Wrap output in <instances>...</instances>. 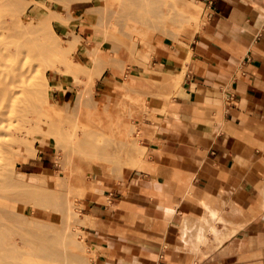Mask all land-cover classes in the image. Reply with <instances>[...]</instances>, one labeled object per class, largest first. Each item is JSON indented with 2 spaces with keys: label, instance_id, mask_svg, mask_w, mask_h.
Masks as SVG:
<instances>
[{
  "label": "crops",
  "instance_id": "0c3cea01",
  "mask_svg": "<svg viewBox=\"0 0 264 264\" xmlns=\"http://www.w3.org/2000/svg\"><path fill=\"white\" fill-rule=\"evenodd\" d=\"M201 2L202 30L163 55L183 81L145 158L83 202L96 264H264V0Z\"/></svg>",
  "mask_w": 264,
  "mask_h": 264
},
{
  "label": "rangeland",
  "instance_id": "374dc122",
  "mask_svg": "<svg viewBox=\"0 0 264 264\" xmlns=\"http://www.w3.org/2000/svg\"><path fill=\"white\" fill-rule=\"evenodd\" d=\"M23 1L22 9H26L29 16L33 15L36 6L37 8L39 7L43 9H46V7L48 9L49 7L51 11L54 12V17L51 19V22H48L46 13L44 12H41L39 21L33 19V17L31 19L32 22L37 23L41 28V33L44 35L47 46L49 47V62L44 61V63H46L45 66H50L51 64L58 69H50L49 66L44 67V65L39 63L40 68H47V78L51 84L54 83L55 79H59L60 81H63L66 86L59 87L56 85V88H53L50 86V83H47L43 79V77L37 78V83H39L40 87L43 88L46 93V98L43 102V118L45 122H49L53 125L55 131H52V135L44 134V131L42 134L37 132L34 133L32 135L33 151H31L34 157L32 154L30 155L29 151H22L15 156V158H12L13 163L12 160L10 162L14 165V168L12 165L10 166L13 168V171L17 176H20L21 178H34L36 181L41 179L48 184L47 186H41V188L43 189L45 187L43 190H46L47 188L57 189L54 192L56 196L53 195L54 197L50 198L49 201L47 200V202L42 205L37 203L34 204L26 199H20L18 202L17 200L16 202L11 201V203L17 205L18 208H15V210L21 213L24 218L27 217L28 220L32 219L43 222L44 224H47L48 222L52 223L53 227L50 225L52 230H56L61 228V220H63V218H61L63 217V214L61 215V213L65 211H61L59 208L60 211L56 210V206L58 205H55V203H60L62 198L67 196L72 198V201L76 206L73 204L75 207L72 206V215L69 214L71 209L68 210V214L69 216L71 215V218L77 225L71 227V230L76 232V238L78 240L76 249L84 256L86 264H96V253L94 256L92 253L93 247L84 236L85 232L83 233L84 226L86 225L83 202L88 199L91 194H94L97 191V188L99 189L103 187L113 190V186L115 183L117 184V182L122 180L124 173L127 170L138 167L145 158L146 148L144 140L146 138L144 133L146 127L153 122L159 121L160 117L166 113V110L172 101V97L180 89L183 81L182 73L174 72L162 63L163 55L164 53L172 54L174 50L189 47L196 34L202 30L203 25L207 21L206 8L201 0H147L151 8H159L166 13L168 12V17H170L167 26L168 33L159 34L162 43L158 47L157 45H153L156 51L154 54L150 55L148 53V45L143 43L141 38H137L136 36H134L135 39H138L136 48L134 47L133 40L130 36L120 35L121 33L112 36V30L109 31V36L105 38L102 33L104 31V25L101 24V20L99 19L104 11L97 9L94 2L85 3L77 0ZM36 1L39 3H36ZM70 5H72L71 8H69ZM130 22L132 23L133 21ZM96 23L101 25H97ZM94 24L101 33L98 38L99 42L102 43V40L106 39L104 46H106L108 55L114 54L117 49L122 52V55L116 64L119 66V68H117L119 72L120 70H124V76H118L113 73L112 70H108L103 74L105 75L104 79L106 80V84L104 85L98 83V80L103 75L100 76L95 70V66H93V58H95L96 55L93 51L89 52L86 50L82 45V41L85 40H90L89 43L92 46L96 45V42L92 40L94 39V32L97 29L94 28ZM133 30H130V33L134 35L139 34V32L137 33L136 30ZM68 40L74 43L73 48H69L67 44ZM68 63L70 64L68 65ZM131 74L136 75L138 78V80L136 79L137 82L140 81L142 84L140 82L139 84L136 83L137 85L135 87H128L123 84ZM67 87L71 89V96L66 101H62L57 97L56 92L59 89L64 91ZM80 88H85L88 97L97 100L96 102L100 103L96 110L89 106H83L82 112L77 110L74 102ZM106 93H109L112 96L109 97V99H106L105 97H108L106 96ZM55 110H60L58 113H66L65 118L55 117L51 114ZM57 111L55 112L57 113ZM66 111H68V113ZM116 111L118 113H116ZM94 112L102 117H100L101 121L103 119L102 122L105 121L109 124L107 125L104 122L102 125L99 117L92 119V117H94ZM77 118H79L81 123L84 124V128L82 126V129H80L82 124H79L80 120L78 122ZM97 119L100 121L98 122L101 125L94 124ZM123 120L134 125V132L135 135L138 136L139 141L136 142V144H138L137 146L135 143L133 144L135 147H133L132 154H130L131 158L128 159L124 156L125 154L122 153L124 151H122L121 147L113 146L109 149V152L111 151L112 155L120 152L119 154L121 156L126 157L125 161L128 163H124L120 167H118L119 164L116 161H100L99 163L98 159L86 158L78 152L75 153V147L73 148V153V150L71 151V154L68 152L70 156L65 152L71 148L66 149V146L64 147L63 145H60L57 148V145H59V142L57 143V141H63L64 144L70 145L71 141H73V145V143H77V141L81 138H85V136L94 130H99V126H101L99 132L101 130L103 132V130H105V125L107 129L109 127L110 133L108 130L106 131L109 134L106 131L107 134L105 132L101 134L100 132L102 136L98 134L95 139L100 141V138L103 140L105 137H109L105 138V140H115L116 137H110V135L113 134H111L113 131H111L112 129H110V127H115L116 123L118 124ZM82 121L85 122L83 123ZM89 122L94 125H91ZM85 123L89 125L86 124L87 126H85ZM75 124L76 126L78 124L77 128L74 127ZM88 126L89 129H87ZM62 127L68 132L65 134H69L66 136L70 138V143L67 142L68 138H65L64 131L61 130L63 132L61 134L65 140L67 139V143L65 140H59L62 139V137L60 136L61 138H59L55 134L57 133V128ZM68 127H70L71 130L73 127L74 129L70 131V128L68 129ZM103 127L104 129H102ZM74 130L79 134L75 133ZM88 130L91 131L89 132ZM83 131H88V133ZM53 132H55V135ZM95 132L97 131H94V133ZM71 134H73V140L71 139ZM74 134H77L79 140L78 138H75L76 135L74 136ZM103 134L106 135L104 138ZM54 136L57 137V139ZM45 139H47V142H45ZM66 154L68 157H66ZM134 154H138L137 158L134 157ZM87 159L89 161L92 160L90 161L92 168H90ZM69 175L71 176L69 177ZM39 188L40 187H38V189ZM38 189L36 188V191H38ZM52 205H54V208ZM216 221L222 223L224 220L221 217H218ZM216 228L218 230V226H216ZM213 233L216 235L218 231H213Z\"/></svg>",
  "mask_w": 264,
  "mask_h": 264
},
{
  "label": "bare ground",
  "instance_id": "6f19581e",
  "mask_svg": "<svg viewBox=\"0 0 264 264\" xmlns=\"http://www.w3.org/2000/svg\"><path fill=\"white\" fill-rule=\"evenodd\" d=\"M77 1H83L85 3L94 2L97 9L104 11V13L100 15L99 19L101 20V24L104 25V31L102 33L105 38L109 36V31L112 30V36L120 33V35L130 36L133 40V45L136 48L138 44V39H135L134 37L136 36L137 38H141L142 42L148 45V53L150 55L154 54L156 51L153 45H157L158 47L162 43V39L159 34L168 33L167 26L168 19H170L167 14L168 12L166 13L159 8H151L147 0ZM23 2V0H0V264H84V256L76 249L78 244L76 232L71 230L72 226H77L71 218V211L73 209L72 206H76V204L73 203L72 198L67 196L62 198L60 203H55V205H58L56 206V210L60 209L61 211H65L62 213L60 212L61 215L63 214V217H61L63 218V220H61L63 224L61 223V228L56 230H52V223L48 222L47 224H44L40 221L32 219L28 220L27 217L24 218L21 213L15 210V208H18L17 205L11 203V201L16 202L17 200L18 202L20 199H26L34 204L37 203L42 205L47 202V200L49 201L50 198L56 196L54 192L57 190L50 188L43 190L45 187L42 189L41 186H47L48 184L43 182L41 179L36 181L34 178H21L13 171V157L15 158V156L22 151H29L30 155L32 154V135L34 133L37 132L42 134L44 131V134L52 135V131H55L53 125L49 122H45L43 118V102L46 98V93L45 90L40 87L39 83H37V78L39 77H43L47 83H50L47 78V68H44L49 66H45L46 63H44V61L49 62V47L47 46L44 35L41 33V28L37 25V23L32 22L31 19L33 17V19L39 21L41 12H44L46 13L48 22H51V19L54 17V12H52L49 7L48 9L47 7L46 9H43L39 7L37 8L36 6L33 15L29 16L27 10L22 9ZM36 3L39 2L36 1ZM71 7L72 5L69 6V8ZM130 21L133 22L131 23ZM94 26V28H97L95 24ZM133 29L136 30L137 33L139 32V34H142L134 35L130 33V30ZM94 34V39L92 40L96 42L95 46H92L89 43L90 40L82 41V45L86 50L89 52L93 51L96 55L95 58H93V66H95L97 73L101 76L106 71L112 70V72L118 76H124V70L122 71L119 69V72L117 70L119 66L116 64L120 59L122 52L117 49L114 54L108 55L106 46H104L106 39L102 40V43L99 42L98 38L101 33L98 28L95 30ZM67 44L69 48L74 47V43L70 40L67 41ZM39 63L44 65L42 69L40 68ZM69 64L70 63H68V65ZM49 67L50 69H58L51 64ZM136 79L138 80L136 75L131 74L128 76L127 80L124 81L125 83L123 82V84L128 87H135L140 82H137ZM56 85L57 84L55 82L52 84L50 83V86L53 88ZM106 96L108 97L105 98L109 99L112 95L106 93ZM96 101L97 100H93L88 97V93L85 88H80L76 95L74 104L77 110L82 112L83 106H89L95 108L94 110H96L100 105V103ZM55 111L51 114L55 117L65 118L66 113L64 114L62 110V113H58L60 110L57 111V113ZM66 112L68 113V111ZM116 113L118 112L116 111ZM78 117L80 118L79 115ZM95 117H99V120L101 121L102 117L94 112V117H92V119H95ZM79 118H77L78 122L81 119ZM99 120L97 119L94 124H100ZM104 122H102V125ZM80 123L81 120L79 124ZM87 123H85V126L89 125ZM89 123L91 124V122ZM105 124L108 125L109 123L105 122ZM83 125L84 124L81 125L80 129H82ZM77 126L75 124L74 127L77 128ZM99 127L100 130L101 126ZM104 127L105 130H103V132L108 130L110 133L109 127L108 129L106 128V125ZM104 127L102 129H104ZM69 128L70 127H68V129ZM87 129H89V126ZM110 129L113 131L111 132V134H113L110 135V137H116L115 140L112 138L113 140L107 139L106 141L105 138L109 137L104 138L106 135L103 134L104 139L102 140V138H100L101 140L98 141L95 139L96 135L100 134V132L102 134L103 132L102 130L100 132L99 130H94L97 131L94 133L92 129L91 130L93 132L89 133L87 136L84 135L85 138H81L79 140L77 137V134L79 133H77L75 131L77 129H75L74 132L77 134H74V136L76 135L75 138H78L79 141H77V143H73V145V141L71 140V145L64 144L62 141L65 140L64 137H62V131H64V134L68 133L64 127L57 128V133L53 132V134L55 133L59 138L62 137V139L58 138L62 142L57 141V143L59 142L57 148L60 145H63L64 147L66 146V149L71 148L65 152L67 154L68 152L71 154V151L75 147V153L78 152L86 158L89 157L90 159H98L99 163L100 161H116L119 164L118 167H120L122 164L128 163L125 161L126 157L127 159L131 158L130 154H132V149L135 147L133 144H136V142L139 141V138L135 135L134 125H131L130 122L125 120L119 122L118 124L116 123L115 127H110ZM72 130L70 128V131ZM88 131L83 132L88 133ZM66 135L68 136L69 134H65V136ZM71 135L72 139L73 134ZM67 136L65 138H68ZM57 137L55 138L57 139ZM69 139L70 138H68L67 142H69ZM45 142H47V139H45ZM137 145L138 144H136V146ZM113 146L121 147L122 151H124L121 152L124 153V156L126 157L121 156L119 154L120 152L112 155L111 151L109 152V149ZM68 155L66 157H68ZM137 155L134 154V157L137 158ZM11 160L12 163H10ZM87 161L90 164H88L90 168H92L90 162L92 160L89 161L87 159ZM10 165H12L13 168ZM70 176L71 175H69V177ZM38 187L41 189H38ZM36 188L38 191H36ZM53 206L54 205H52V207ZM68 210H70V216L68 214ZM92 253L95 256L94 251H92Z\"/></svg>",
  "mask_w": 264,
  "mask_h": 264
}]
</instances>
